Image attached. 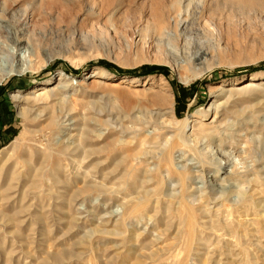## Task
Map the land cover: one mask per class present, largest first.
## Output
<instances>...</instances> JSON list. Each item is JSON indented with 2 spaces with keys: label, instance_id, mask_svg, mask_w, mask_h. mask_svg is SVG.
<instances>
[{
  "label": "rangeland",
  "instance_id": "374dc122",
  "mask_svg": "<svg viewBox=\"0 0 264 264\" xmlns=\"http://www.w3.org/2000/svg\"><path fill=\"white\" fill-rule=\"evenodd\" d=\"M175 1L0 0V78L14 71L0 83V264H264V174L242 149L264 147V108L247 94L205 116L218 91L264 83V0ZM166 7L188 24L207 9L206 32L193 23L177 45L156 31ZM186 118L207 125L203 157L174 151L176 170L199 169L189 251L180 185L166 180L167 200L145 183ZM211 189L229 197H200Z\"/></svg>",
  "mask_w": 264,
  "mask_h": 264
},
{
  "label": "bare ground",
  "instance_id": "6f19581e",
  "mask_svg": "<svg viewBox=\"0 0 264 264\" xmlns=\"http://www.w3.org/2000/svg\"><path fill=\"white\" fill-rule=\"evenodd\" d=\"M188 1L189 0H176L175 2L178 3V5H181L183 2H188ZM176 9L177 8H175V9L169 8L168 9L167 7L163 9V14L161 13L162 17L159 19L158 26L156 28V31H158V33H162L165 30L169 31V33L170 32L173 33V35L170 34L169 36L172 39V41H175V43L178 45L183 40V37L188 32L189 28L192 27L193 23H198V24L200 23L199 27L201 28V31L206 32V30L204 29L205 26L202 25V23H204L206 20L205 19L207 17L206 14L208 13L207 9H203V11L201 12V14L199 16V19H197L195 22H192L191 24L190 23L188 24L186 21L185 22L183 21L184 22L183 23L182 20H179V15L172 17V15L177 12ZM164 12H166V13L164 14ZM157 15H159V14L157 13ZM172 19H173L174 24L172 22ZM180 26H181V29H179ZM0 28L2 29V27H0ZM22 43H24V41H22L20 39H16V41H15L16 48H15V51L12 52V57H15L17 59L18 56H20V54H18V50H19V47H22ZM205 54L206 53L204 51L198 50L195 53V57L197 60H200L201 57L204 56ZM1 63L2 62L0 61V65H2ZM2 67H3V65L0 67V69ZM13 72L14 71H9V70L3 71L4 75L2 78H0V83L4 80L5 77L12 75ZM94 76L95 75L93 74L91 77H94ZM215 89H217V88H215ZM43 90L45 92H48V91H46V88L42 89L41 91H43ZM218 90H221V89L218 87ZM249 90H251V91H249ZM218 93H219V95L217 96L218 100L213 102L205 113L206 117L213 116V120L211 121V124L217 123L218 119L221 118L224 113H227L229 110L233 109L232 105L230 104V100L234 99L236 96H241V95L246 96L247 94L254 95L253 96L254 97L253 103L255 102V104L252 103L253 105L251 104L248 106L250 111L252 109V110H255L256 112H260L264 108V83H263V81L261 82L260 80H257V79H251L250 81H246L239 86L231 85L226 90L218 91ZM54 98H55V95H50V94L45 93L44 96H42V97L39 96L38 102L40 101L44 104V103H47L48 101H50L51 99H54ZM16 99H17V97H16ZM220 100L221 101L224 100V102H219V104H218V101H220ZM222 106H225L224 107L225 112H224V110H221ZM23 113L24 112L21 111V114H23ZM182 124L183 125H182L181 130L173 132V134L170 136L167 135V141H166L165 145H163V147H157V149L155 150L156 152L152 153L153 155H155V158L158 161L157 171L155 174H151V173H149L150 170H147L148 172L145 173V179H146L145 183L148 186L155 185V187L153 189L155 197H157L159 195H161V196L163 195L162 197H165V199H167V200H169V198L173 199L172 198L173 196L164 195L165 194L164 190H166L165 189L166 180H176L177 184L180 185L182 192H181L180 196L178 197L180 204L177 208V212L180 214L181 218L183 219V223H182L183 227L182 228H183L185 236H186V243L188 245V251H189L191 245L194 243V240L197 236H196L194 215L192 213V206L186 200V193L190 188L188 185L189 180L191 178H195L199 174V169L197 166L194 165V166H191V168L189 169L188 172H185L182 169L176 170L175 166H174L175 165L174 151L176 149V146L180 145V146L187 148L191 152L194 151V153L199 158L203 157V150L204 149H202V144H201L200 140L196 137V132H198V131L204 132L205 129L207 128V125L202 124V123H198L195 120L191 121L188 118H186ZM210 128H216V127L211 126ZM123 147L124 146H121V150H124ZM242 149L245 153L244 158L246 160L249 159L254 163L255 173L258 174L259 176L261 174H264V168L263 169L261 168L264 166V162H262L263 161L262 159H264V147L263 148L261 147L260 149L256 148L254 145V142L247 140V139H244V140H242ZM125 161H126V159L123 158V162H125ZM246 173H248V171ZM156 178H157L158 182L154 183ZM153 192L145 189L142 192L138 193L139 195H141V197L139 198V199H141L139 205H143V204L149 202L150 198L152 197L151 194ZM198 193H200V197L202 199H205V200H212L217 194L222 195L224 201L226 200V197H229L227 195V192L216 191L213 189H211V191H207V192L202 191V192H198ZM255 193H256V191H253L250 194L242 193L240 195H242L241 196L242 199L244 198L245 200L252 201V200H254ZM153 197L151 199H153ZM191 201H192V199H191ZM263 202H264V199H263ZM177 205H178V202H177ZM117 226L118 227L121 226L120 222L118 223V221H117ZM187 255H188V253H187ZM188 258L185 261H187Z\"/></svg>",
  "mask_w": 264,
  "mask_h": 264
},
{
  "label": "trees",
  "instance_id": "16d2710c",
  "mask_svg": "<svg viewBox=\"0 0 264 264\" xmlns=\"http://www.w3.org/2000/svg\"><path fill=\"white\" fill-rule=\"evenodd\" d=\"M98 65L105 67L106 69L112 70V71H116V73H124V74H133L134 72H122L120 70H118L116 67H114L111 64H108L106 62H98ZM152 70V69H151ZM154 70H159V68H154ZM147 72H144L143 74H146ZM150 73V72H148Z\"/></svg>",
  "mask_w": 264,
  "mask_h": 264
}]
</instances>
